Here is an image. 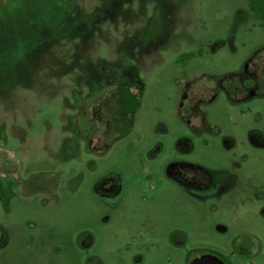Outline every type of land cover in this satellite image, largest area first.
<instances>
[{
    "label": "rangeland",
    "instance_id": "1",
    "mask_svg": "<svg viewBox=\"0 0 264 264\" xmlns=\"http://www.w3.org/2000/svg\"><path fill=\"white\" fill-rule=\"evenodd\" d=\"M261 22L250 0H0V264H264Z\"/></svg>",
    "mask_w": 264,
    "mask_h": 264
},
{
    "label": "trees",
    "instance_id": "2",
    "mask_svg": "<svg viewBox=\"0 0 264 264\" xmlns=\"http://www.w3.org/2000/svg\"><path fill=\"white\" fill-rule=\"evenodd\" d=\"M250 8L260 14L262 19L261 25L264 28V2L261 0H250ZM186 56L191 57L192 53H188ZM13 195L14 192L11 183L3 185L0 181V202L3 206L7 207L9 205V201Z\"/></svg>",
    "mask_w": 264,
    "mask_h": 264
},
{
    "label": "water",
    "instance_id": "3",
    "mask_svg": "<svg viewBox=\"0 0 264 264\" xmlns=\"http://www.w3.org/2000/svg\"><path fill=\"white\" fill-rule=\"evenodd\" d=\"M186 264H224L215 254L202 253L192 257Z\"/></svg>",
    "mask_w": 264,
    "mask_h": 264
},
{
    "label": "flooded vegetation",
    "instance_id": "4",
    "mask_svg": "<svg viewBox=\"0 0 264 264\" xmlns=\"http://www.w3.org/2000/svg\"><path fill=\"white\" fill-rule=\"evenodd\" d=\"M217 182V181H216ZM216 182H214L213 184H215ZM202 184H200V186H201ZM203 185H204V183H203Z\"/></svg>",
    "mask_w": 264,
    "mask_h": 264
}]
</instances>
